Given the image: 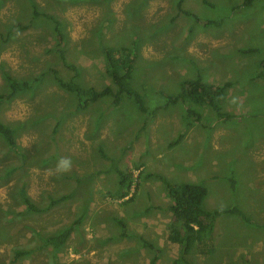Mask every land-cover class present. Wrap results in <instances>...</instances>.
Returning <instances> with one entry per match:
<instances>
[{
	"label": "rangeland",
	"instance_id": "obj_1",
	"mask_svg": "<svg viewBox=\"0 0 264 264\" xmlns=\"http://www.w3.org/2000/svg\"><path fill=\"white\" fill-rule=\"evenodd\" d=\"M177 1L0 0V122L16 142L14 152L0 137V264H150L152 257L173 264L182 253L169 236L179 224L164 181L205 187L203 211L241 215L218 216L210 236L184 256L190 264H264V0H184L190 15ZM124 47L146 108L197 77L213 88L229 84L219 111L187 99L157 111L140 131L146 116L128 97L79 109L55 72L100 92L111 85L102 50ZM9 77L29 88L8 99ZM188 110L196 115L188 119ZM62 157L71 170L57 173ZM113 167L131 176L126 198ZM90 174L86 214L77 199L26 211L21 194L45 207ZM82 214L59 251L37 248Z\"/></svg>",
	"mask_w": 264,
	"mask_h": 264
},
{
	"label": "trees",
	"instance_id": "obj_2",
	"mask_svg": "<svg viewBox=\"0 0 264 264\" xmlns=\"http://www.w3.org/2000/svg\"><path fill=\"white\" fill-rule=\"evenodd\" d=\"M184 0L177 1V8L179 11H182L181 6ZM252 0H244L243 6H249ZM183 12V11H182ZM186 15H190L189 12H183ZM48 19H53L52 16L44 15ZM55 23V33L56 37L59 38L58 50L61 61L66 64L63 51L61 50V41L64 39V33L61 31V26L57 21ZM211 24L210 21L206 22L205 25ZM104 61H105V70L106 75L111 80V85L104 88L102 91L97 92L94 89H85L80 87L76 82V76L71 80L64 81L59 78L55 72V80L58 83L59 87L67 92L74 93L80 98L78 108H87L90 104L109 99L111 105L119 106L122 102V99L128 97L129 100L133 101L137 106L138 110L145 115V121L142 125L140 131H144L150 121L153 119L154 115L159 110H165L171 105H175L179 102L183 103L185 100L189 99L190 101H195L196 103L203 104L206 103L216 111H219L220 104L225 97V92L229 87V84L226 83L222 86L211 87L206 84H202L201 78H195L192 81H185L181 84L180 91L175 95H167L162 93L164 102L159 104L152 110H149L143 104V101L135 91L132 86L133 74H134V57L133 52L127 48L114 49V48H105L102 50ZM70 66V65H69ZM264 67V61L261 62V67ZM71 67V66H70ZM259 77L264 79V72L259 73ZM8 82L11 89V94L7 97L8 99L13 97L16 93L26 88H29L27 84H19L16 80L9 77ZM196 113L194 111H187V118H193ZM195 121H198L195 118ZM187 126L191 124V121H187ZM0 137L5 141L7 146L14 152H16V142L15 137L11 129L6 125L0 122ZM182 138V135L175 141L177 143ZM104 157V155L102 156ZM116 174L119 177V182L121 186H124L125 191L120 195V198H126L129 193L131 183V176L126 175V171L120 170L116 167ZM96 174V173H95ZM95 174H90L83 178H77L75 183V188L68 194L61 195L59 197L50 198L49 204L45 207H38L34 204L25 194H21V199H23L24 204L26 205V211L28 213L41 214L46 213L55 206H58L63 203L73 201L75 199L80 200L83 209H85L84 214H86L89 207L88 199V188ZM167 194L172 202L169 210L173 216L174 222L179 224V229H173L169 236V239L173 243L180 244L181 246V257L176 259L173 264H190L184 258L185 255H188L191 252L195 245H201L212 233L214 229V223L218 216L225 213H238L236 210L226 211L223 209L216 210L213 212L203 211L201 208L202 202L207 196V190L201 185L194 183H182L177 185H172L165 182ZM79 216L69 225L47 235L41 237L40 243L37 245V248L40 249H51L54 252L59 251L70 238L75 229L81 224L83 216ZM238 215H240L238 213ZM241 216V215H240ZM243 220L246 223L251 222L243 216ZM116 224L123 230L125 229V222L121 219H115ZM122 237L126 236V233L121 234ZM145 247H150L148 244L143 243ZM33 249L30 250H18L15 251L13 262H16L19 258L30 255ZM157 257H152L150 259V264H157Z\"/></svg>",
	"mask_w": 264,
	"mask_h": 264
},
{
	"label": "clouds",
	"instance_id": "obj_3",
	"mask_svg": "<svg viewBox=\"0 0 264 264\" xmlns=\"http://www.w3.org/2000/svg\"><path fill=\"white\" fill-rule=\"evenodd\" d=\"M72 161L70 158L62 157L56 165L55 171L57 173H64L71 170Z\"/></svg>",
	"mask_w": 264,
	"mask_h": 264
}]
</instances>
